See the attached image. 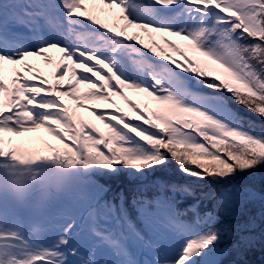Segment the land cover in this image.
Segmentation results:
<instances>
[{"label":"snow or ice","instance_id":"snow-or-ice-1","mask_svg":"<svg viewBox=\"0 0 264 264\" xmlns=\"http://www.w3.org/2000/svg\"><path fill=\"white\" fill-rule=\"evenodd\" d=\"M173 165L264 169V0H0V264H225L219 210L264 191L109 183Z\"/></svg>","mask_w":264,"mask_h":264},{"label":"rangeland","instance_id":"rangeland-1","mask_svg":"<svg viewBox=\"0 0 264 264\" xmlns=\"http://www.w3.org/2000/svg\"><path fill=\"white\" fill-rule=\"evenodd\" d=\"M118 14V10H114L112 12H108L107 10L103 13H100L101 19L106 20L109 23L112 22H119L116 21L115 17ZM144 41L146 43H151L150 38L145 35L141 34ZM155 39L157 42H160V37L156 36ZM170 39H177L171 38ZM177 42L178 39H177ZM54 57V56H53ZM58 57H54L56 59ZM32 62L36 63L41 70L47 75L53 71V68L50 65H45L42 61L33 60ZM11 66H6L5 76L10 77L12 72L10 71ZM128 95L133 100L142 101L144 99L143 94L135 93L132 91L128 92ZM135 96L136 98H133ZM117 102L124 106L122 101L117 98ZM87 116L88 113H85ZM30 136H39L43 137L44 139L51 140L50 137L47 136L43 130H38L35 133H27L25 137L17 138L13 137L14 140H21L25 139ZM166 181L170 183H185L190 182L193 183L196 187L197 196H199L202 192H217L222 187L231 188L233 190L239 189L242 186L248 185L253 187L257 193L264 191V169L258 170L254 176L251 177H238L236 180L230 182L227 185L223 186H216L211 185L206 181H195L190 179L189 177L184 176L181 174L175 166H170L167 169H158L154 173H150L147 176L137 179L131 177L127 174H121L116 177H112L109 180L112 188L119 189L124 188L127 190L133 189L137 184L143 183L151 187L156 182ZM35 199V197H34ZM209 201L210 204L205 206V209H215L216 200L215 199H205L202 201L201 207L204 202ZM262 212H264V204L261 203L259 199L251 202H244L242 206L238 207V210L235 214H232L230 211H226L225 209L221 208L218 213L219 223L218 227L224 233V247L228 249L234 248L238 249L243 245H259L261 247L264 246V216H262ZM242 237H251L250 241L242 240ZM260 247V248H261ZM232 264H245L244 258H239L238 261L233 262Z\"/></svg>","mask_w":264,"mask_h":264},{"label":"trees","instance_id":"trees-1","mask_svg":"<svg viewBox=\"0 0 264 264\" xmlns=\"http://www.w3.org/2000/svg\"><path fill=\"white\" fill-rule=\"evenodd\" d=\"M240 111L243 115H250L244 109H240ZM209 204V201L204 202L202 208ZM260 247L259 245H243L238 249L230 248L229 254L225 257V264H232L239 258H244L245 264H264V246Z\"/></svg>","mask_w":264,"mask_h":264},{"label":"bare ground","instance_id":"bare-ground-1","mask_svg":"<svg viewBox=\"0 0 264 264\" xmlns=\"http://www.w3.org/2000/svg\"><path fill=\"white\" fill-rule=\"evenodd\" d=\"M101 17H104V16H101ZM121 23H122V21H121ZM52 56H54V57H58L59 56V53H56L55 51H53L52 52ZM133 98H136L135 96H133ZM123 103V102H122ZM83 115L85 116V117H87V115L85 114V113H83Z\"/></svg>","mask_w":264,"mask_h":264}]
</instances>
